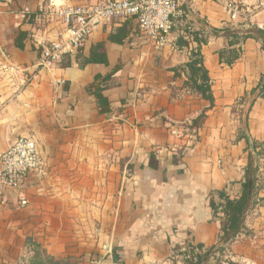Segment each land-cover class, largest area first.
Listing matches in <instances>:
<instances>
[{
    "label": "crops",
    "instance_id": "1",
    "mask_svg": "<svg viewBox=\"0 0 264 264\" xmlns=\"http://www.w3.org/2000/svg\"><path fill=\"white\" fill-rule=\"evenodd\" d=\"M228 1L242 10L236 20L214 2L185 0L186 26L173 31L178 50L157 49L136 21L110 22L76 56L38 70L43 49L65 30L62 19L52 16L49 0H0V64L16 69L0 76V156L19 137L32 136L45 160L21 194L0 199V264L27 263L31 243L68 264H185L181 248L205 252L217 244L211 195H242L250 153L238 138V103L264 80L262 41L242 42L229 66L220 56L228 41L214 35L264 31V0ZM197 50L211 79L212 107L185 87L181 72ZM109 76L103 95L111 112L100 114L89 88ZM205 111L198 142L179 158L184 140L173 132ZM249 135L264 142L263 99L250 112ZM20 195L26 208L18 207ZM255 201L221 264H264V191Z\"/></svg>",
    "mask_w": 264,
    "mask_h": 264
},
{
    "label": "built area",
    "instance_id": "2",
    "mask_svg": "<svg viewBox=\"0 0 264 264\" xmlns=\"http://www.w3.org/2000/svg\"><path fill=\"white\" fill-rule=\"evenodd\" d=\"M52 16L62 19L64 32L59 39L49 43L41 54L38 70L49 69L59 63L64 56H76L85 45L95 29L110 22L127 23L136 21L142 36L157 49L170 47L178 50L173 37L174 29L186 26L185 0H100L94 5L76 7H58L55 0H49ZM223 6L225 11L236 20L242 13L237 3L228 0H205ZM190 29L184 33V39L190 40ZM16 69L11 65L0 64V76L13 73ZM38 73L29 79L36 80ZM59 85L64 82H59ZM191 123L178 132L184 140L181 150H191L197 140V131L190 127ZM45 160L40 152L37 140L32 136L19 137L0 156V199L8 193H22L23 188L35 173L43 172ZM129 175H126L128 179ZM28 200L19 196L18 207L26 208ZM195 252L200 251L195 248ZM204 252V251H203ZM158 264V263H146Z\"/></svg>",
    "mask_w": 264,
    "mask_h": 264
},
{
    "label": "trees",
    "instance_id": "3",
    "mask_svg": "<svg viewBox=\"0 0 264 264\" xmlns=\"http://www.w3.org/2000/svg\"><path fill=\"white\" fill-rule=\"evenodd\" d=\"M220 34L228 41L226 50L220 54L221 60H224L229 66H233L240 58V51L237 50V46L250 38L262 41L264 50V31L262 30L256 29L245 34L231 29L214 31V35L216 36ZM111 40L114 41L113 38ZM17 45L20 44L17 42ZM178 45L184 47L188 44L180 40ZM97 48L102 49L103 46L101 45ZM91 62L92 60L87 63ZM181 72L186 73L188 78L185 87L189 88L203 100L209 102L212 107L214 105V96L211 88V79L204 66L203 58L199 50L192 51L189 63L182 67ZM110 77H106L103 80L97 78L95 83L89 88L90 93L95 97L100 114H108L111 112V105L103 95V92L108 88L107 81L110 80ZM258 99L264 100V80L256 90L247 93L238 103V106L242 107V110H240L242 129L238 138L246 140L250 153L249 166L246 169L245 177L242 181V195L238 199H230L224 192L211 195V208L213 209L214 215L220 221L221 235L217 244L205 252H203V247L197 248L200 253L195 252L194 247L187 246L181 248L180 253L184 258L185 264H211L213 260L214 264H221V258H223L243 229L244 220L250 207L255 205V200L258 196L257 175L259 172V167L255 164V158L264 155V142H258L249 135V115L254 103ZM205 120L206 111L191 122L190 127L197 131V140L199 139L198 131L203 127ZM184 153V150H180L179 158H182ZM213 197H218L220 201L218 203L215 202ZM31 246L33 247V255L25 264H68L48 257L38 244L31 243Z\"/></svg>",
    "mask_w": 264,
    "mask_h": 264
},
{
    "label": "rangeland",
    "instance_id": "4",
    "mask_svg": "<svg viewBox=\"0 0 264 264\" xmlns=\"http://www.w3.org/2000/svg\"><path fill=\"white\" fill-rule=\"evenodd\" d=\"M259 169H261L262 171L260 172V178L258 179V185H257V189H258V195L264 191V160L261 163V165H258ZM259 202L257 201L256 204H258Z\"/></svg>",
    "mask_w": 264,
    "mask_h": 264
}]
</instances>
